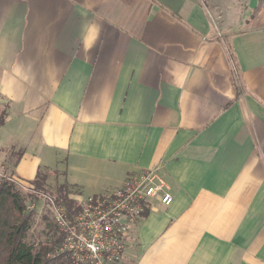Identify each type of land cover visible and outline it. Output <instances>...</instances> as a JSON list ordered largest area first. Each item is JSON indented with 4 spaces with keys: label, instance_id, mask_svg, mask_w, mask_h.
Instances as JSON below:
<instances>
[{
    "label": "crops",
    "instance_id": "crops-1",
    "mask_svg": "<svg viewBox=\"0 0 264 264\" xmlns=\"http://www.w3.org/2000/svg\"><path fill=\"white\" fill-rule=\"evenodd\" d=\"M0 105L19 188L161 168L121 264H264V0H0Z\"/></svg>",
    "mask_w": 264,
    "mask_h": 264
},
{
    "label": "built area",
    "instance_id": "built-area-1",
    "mask_svg": "<svg viewBox=\"0 0 264 264\" xmlns=\"http://www.w3.org/2000/svg\"><path fill=\"white\" fill-rule=\"evenodd\" d=\"M8 179L14 180L0 170V180ZM171 189L158 166L130 174L122 187L75 198L78 206L73 212L45 195L63 234L58 252L69 254L76 264H121L130 232L153 200L164 206L172 203Z\"/></svg>",
    "mask_w": 264,
    "mask_h": 264
},
{
    "label": "trees",
    "instance_id": "trees-1",
    "mask_svg": "<svg viewBox=\"0 0 264 264\" xmlns=\"http://www.w3.org/2000/svg\"><path fill=\"white\" fill-rule=\"evenodd\" d=\"M7 107L0 113V126L5 123ZM48 172L40 170L31 182L38 194L49 191ZM14 180H0V264H76L66 252H58L63 234L55 224L48 223L43 230L48 236L38 245L31 244L27 238L34 218L28 208L38 201L37 194H23ZM73 186L67 182L59 183L55 188V198L69 211L77 209V201L71 197ZM54 221V220H53Z\"/></svg>",
    "mask_w": 264,
    "mask_h": 264
},
{
    "label": "rangeland",
    "instance_id": "rangeland-1",
    "mask_svg": "<svg viewBox=\"0 0 264 264\" xmlns=\"http://www.w3.org/2000/svg\"><path fill=\"white\" fill-rule=\"evenodd\" d=\"M221 14H223V12H220ZM213 19L215 20V26L218 28H222L221 23L219 22L218 16H215L213 13ZM219 15V14H218ZM4 106L0 105V113L3 110ZM9 155H6L5 153H0V170L4 173H6L7 177L11 176V171L10 170V164H8L7 162H5L4 160H9V162H11ZM5 165V169L2 167ZM58 175L56 174L55 176H53L51 179H48L47 181V185L49 187V191L38 194V191L36 192V190H34L33 185H29L26 188H21V192L23 194H27V193H32V194H37L39 197H37L38 201L34 202V204L30 203L28 201V208L29 210L33 211L34 213V218L32 219V226H31V230L29 231V235H28V242H30L31 244H34L35 247L36 245H38V243L42 240H45L48 238V236L46 235V233L43 232V230H48V228H46V226L48 225V223L54 222L53 221V217H52V212L49 206V203L47 202V198L45 197V195H55V188L56 186L59 184V180H61V177L59 178V180L57 179ZM3 181V180H1ZM123 185H120L118 187H122ZM28 195V194H27ZM86 195V194H85ZM55 197V196H53Z\"/></svg>",
    "mask_w": 264,
    "mask_h": 264
}]
</instances>
